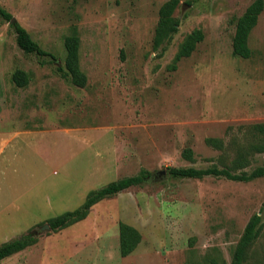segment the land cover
Listing matches in <instances>:
<instances>
[{"label": "rangeland", "instance_id": "obj_1", "mask_svg": "<svg viewBox=\"0 0 264 264\" xmlns=\"http://www.w3.org/2000/svg\"><path fill=\"white\" fill-rule=\"evenodd\" d=\"M165 1L0 0L56 57L50 62L24 53L0 17V133L16 134V147L7 149L16 154L5 162L13 165L0 175V207L9 203L14 229L0 244L30 229L38 236L0 264H230L253 214L262 227L244 264H264V176L235 181L168 174L169 167L249 173L264 166L252 128L264 122V8L248 38L252 55L241 58L232 54L231 19L253 0H179L177 32L154 49ZM72 27L87 76L83 88L58 70ZM194 30L203 39L171 69ZM16 68L32 72L26 87L11 82ZM207 138L217 139L218 147ZM186 148L192 159L182 154ZM141 169L151 174L143 185L102 199L65 228L41 229L48 218L81 205L90 190ZM160 170L165 174L157 175ZM119 221L141 234L124 257Z\"/></svg>", "mask_w": 264, "mask_h": 264}, {"label": "trees", "instance_id": "obj_2", "mask_svg": "<svg viewBox=\"0 0 264 264\" xmlns=\"http://www.w3.org/2000/svg\"><path fill=\"white\" fill-rule=\"evenodd\" d=\"M193 0H185L186 5H190ZM179 0H166L158 9V19L155 25L152 38V45L157 49L164 43H169L174 34L177 32L179 21L173 16V13L179 6ZM264 8V0H253L239 15L232 17L231 21L234 24V35L232 39V54L236 57L249 58L252 55V50L248 45L249 35L257 24L258 16ZM0 17L10 23L15 33V41L17 46L26 54H34L38 57H49L50 62H54L56 57L53 53L42 48L35 41L30 33L17 21L13 20L12 14L0 7ZM201 30H194L186 36L180 44L178 51L170 65L171 69H176L180 59L188 57L195 49L196 44L203 39ZM79 44L80 39L75 27L71 28L69 35L64 37L63 45L65 49L64 67L58 68L62 75L67 77L70 82L80 88L86 86L87 76L80 67L79 62ZM32 72L21 68H16L11 76V82L17 87H26L32 80ZM255 135L260 141L256 142L253 147L258 152H264V122L256 123L252 126ZM206 143L218 147V140L215 138H207ZM192 149L186 148L183 150V155L192 159ZM168 174L175 178H203L205 176L225 177L235 181H249L254 178L264 176V166H258L251 172L234 173L226 167H169ZM151 176L150 172L141 169L137 174L123 177L106 185L90 190L85 200L74 210L64 211L56 216L48 218L45 223L52 231H57L65 228L75 222H78L87 217L93 205L102 199L114 196L119 192L132 187L143 185ZM262 227L261 217L258 214H253L237 241L231 256L230 264H244L249 248L257 239ZM37 231L28 230L26 233L17 238L5 241L0 244V260L9 257L25 248L35 244L38 236ZM118 239L119 253L122 257L130 254L141 241L140 232L132 225L125 222H118ZM213 264H216L215 262Z\"/></svg>", "mask_w": 264, "mask_h": 264}, {"label": "crops", "instance_id": "obj_3", "mask_svg": "<svg viewBox=\"0 0 264 264\" xmlns=\"http://www.w3.org/2000/svg\"><path fill=\"white\" fill-rule=\"evenodd\" d=\"M4 134V133H0V175H2V173H4V170L7 167H12L13 163L10 164H5L6 161H8L6 155H10V158L12 159L15 153V150L13 151L11 149V151H7L8 148H14V146L16 147L15 144L12 145L13 140L16 138V134L13 135H8ZM8 165V166H7ZM9 189H7L6 191H8ZM3 189H0V193L4 194ZM5 192V191H4ZM12 199V196H11ZM13 203V200H12ZM11 208H9V203L8 206H4V207H0V214H3L1 217V224H0V236L6 237L9 232H11L12 229H14L13 225H9L8 223V217L10 218L11 215H13L15 217V213L10 211ZM7 234V235H6Z\"/></svg>", "mask_w": 264, "mask_h": 264}, {"label": "water", "instance_id": "obj_4", "mask_svg": "<svg viewBox=\"0 0 264 264\" xmlns=\"http://www.w3.org/2000/svg\"><path fill=\"white\" fill-rule=\"evenodd\" d=\"M165 174V171L164 170H160V171H157V175H164ZM41 229L44 230V229H50L49 226L45 223L41 226Z\"/></svg>", "mask_w": 264, "mask_h": 264}]
</instances>
